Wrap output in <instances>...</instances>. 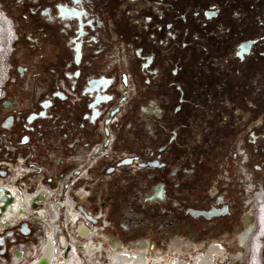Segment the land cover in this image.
Masks as SVG:
<instances>
[{"label":"flooded vegetation","instance_id":"af4514ba","mask_svg":"<svg viewBox=\"0 0 264 264\" xmlns=\"http://www.w3.org/2000/svg\"><path fill=\"white\" fill-rule=\"evenodd\" d=\"M1 8L0 264H262L264 0Z\"/></svg>","mask_w":264,"mask_h":264},{"label":"rangeland","instance_id":"374dc122","mask_svg":"<svg viewBox=\"0 0 264 264\" xmlns=\"http://www.w3.org/2000/svg\"><path fill=\"white\" fill-rule=\"evenodd\" d=\"M2 1L3 0H0V7L2 5ZM0 11H1L0 12L1 14L0 15H2L4 17V19H7V20L10 21V17L4 12L5 10L1 8ZM263 238H264V235H263L262 239ZM200 240H202V238ZM126 250L129 251V252L132 251L129 248H127ZM133 251H135V250L133 249ZM175 252L176 253H179L178 251H175L174 248H172V246H167L166 245V247H162L159 250V252L146 253V257L145 258L148 260V262H149L148 264H153L154 260H160L163 263H168V262H172V259H178V260H180V262L182 264H190L191 263V262L189 263L186 260V258L180 257L179 255L175 254ZM263 252H264V247H262V253H261L262 264H264V255H263ZM190 253H192L193 256L199 254V253H196V251L194 252L193 250ZM204 253H207V252H204ZM239 254H240V252L238 253V251L232 250L231 252L228 253V255L225 254V256L227 255V257H229L228 260L225 257L223 259L216 257V260H215L216 261V264H249L250 263V260L248 259L249 252L246 253L245 255H243L242 257H240ZM103 255H104L103 258H102V256H99L98 255L96 257V259H94L95 261L97 260L96 261V264L97 263H100L101 264V262H103V260L105 258V254H103ZM183 255H185V253ZM0 260H2V259L0 258ZM7 261H8L9 264H11V262H12L9 259ZM83 261L86 262L85 259ZM183 261H184V263H183Z\"/></svg>","mask_w":264,"mask_h":264},{"label":"bare ground","instance_id":"6f19581e","mask_svg":"<svg viewBox=\"0 0 264 264\" xmlns=\"http://www.w3.org/2000/svg\"><path fill=\"white\" fill-rule=\"evenodd\" d=\"M9 32H10V30H9ZM2 34V33H1ZM5 37V36H4ZM5 42V41H4ZM3 46V45H2ZM2 51H3V49H1ZM71 263V262H70ZM70 263H68V264H70ZM251 264H257V262L254 260V261H252L251 262Z\"/></svg>","mask_w":264,"mask_h":264}]
</instances>
